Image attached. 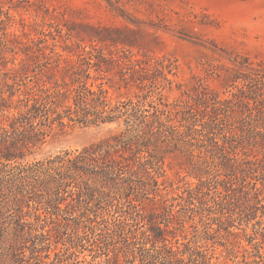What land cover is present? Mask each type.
I'll return each mask as SVG.
<instances>
[{"label":"rangeland","instance_id":"obj_1","mask_svg":"<svg viewBox=\"0 0 264 264\" xmlns=\"http://www.w3.org/2000/svg\"><path fill=\"white\" fill-rule=\"evenodd\" d=\"M0 5H8V0H0ZM11 5L15 9L11 12L15 23L7 24L6 27L5 40L10 49L6 50L5 58L0 60V69L19 70L7 75L10 84L14 82L15 88L18 85L21 87V94L37 93L40 78L45 80L51 75L58 78L64 73V68L68 70V60L74 63L80 55L90 52L97 58L102 53L105 60L101 68L93 64L89 70L86 69L89 76L84 79L88 85L96 89L95 85L103 83L108 92V101H125L134 98L141 90L136 80L144 73L134 70L138 69L136 61L154 63L164 60L166 65L171 64V74L166 76L172 83L162 85V94L167 102L183 99L187 92L196 98L216 94L221 101L227 99V107H220L217 114L203 108L196 113L199 124L212 120L221 129L220 137L223 133L228 136V140H224L227 151L229 144H236L231 140L234 133H239L238 129L247 124L264 127V83L259 82L263 71L251 73L244 67L249 64L253 69L264 70V0H13ZM1 33L0 27V38H3ZM58 55H61L59 61ZM95 61L92 60V63ZM75 67L85 77L84 64L80 62ZM234 73L239 77L249 75L252 80L248 88L260 91L261 96L250 93L248 97L252 98L248 99L241 95L230 97V93L236 92L231 86ZM240 83L234 85L240 86ZM64 122L67 123V120L64 119ZM116 127V124L84 127L78 123H69L62 129L55 126L42 145L29 151L17 150L16 162L23 167L50 156L81 150L108 137ZM260 139L263 138H257L258 141ZM218 141L222 144L220 138ZM256 146L239 147L236 158L264 160V149ZM211 150L215 153L216 147H211ZM164 171L166 179L174 184L173 191L167 188L173 196L179 193L177 187L184 183L181 179L195 182L177 157L165 160ZM15 178L18 181L19 178H26L27 184L40 180V173L16 170L13 175ZM220 181L217 190L213 189L210 194L216 200L224 198L225 203L226 196L222 198L225 195L224 187L230 190L226 194L234 200L225 203L224 213L229 226L226 230L232 235L221 237L225 232L212 235L215 244L208 248L214 257L212 262L237 264L243 259L251 262L254 246L257 240L261 241L260 234H264L262 193L261 202L256 205L252 192L248 201L242 198L246 195L239 188L237 176H221ZM256 186L260 187L258 183ZM35 193L28 196L22 206L21 219L17 210L7 214L12 229L20 228L32 233L37 238L34 240L36 243L43 242L41 249L46 252L42 253L40 249V253H32L33 244L28 242L8 256L9 261L12 260L7 264H57L59 258L67 259L66 264H107L108 259L113 263L116 257L121 260V264H141L127 250H134L131 246L134 239L128 238V242H131L129 246L123 241L129 230L139 238L148 234L147 226L141 219L135 227L126 226L124 235L117 234L108 250H98L100 248L91 244L90 235L87 237L90 242H84V252L69 255L64 244L72 236L75 219H80L79 215L85 211L84 197H80L76 188L68 187L62 192L63 200L57 208L45 194ZM174 203L175 209H178L177 205L183 202L177 200ZM101 207L95 205L92 208L96 214L108 213L105 216L107 220L98 217L92 224L85 222L84 226L93 225L95 233L103 240L110 233L112 226L108 222L113 220L112 216L123 215L127 208L113 212L104 204ZM251 214L257 217L247 220ZM217 220L211 221L209 231L216 228L219 223ZM186 227L188 237L202 230L196 214L186 220ZM46 231H49V236L43 241L40 234ZM179 239L182 241V236ZM262 247L264 256V244ZM95 255L96 258H92ZM255 260L257 263L248 264H264V260Z\"/></svg>","mask_w":264,"mask_h":264},{"label":"trees","instance_id":"obj_2","mask_svg":"<svg viewBox=\"0 0 264 264\" xmlns=\"http://www.w3.org/2000/svg\"><path fill=\"white\" fill-rule=\"evenodd\" d=\"M11 4L13 0H8V5H0L1 35L4 36L0 38V60L10 49L5 36L7 24L15 23L11 13L15 9ZM60 57L58 55V61ZM92 60L97 61L92 63ZM104 60L102 53L97 58L90 52L80 55L74 63L70 59L67 61L68 70L64 68V73L58 78L54 75L45 80L40 78V89L32 95L21 94L19 85L15 88L14 82L9 83L7 74L19 70L0 69V264L10 262L12 259L9 261L8 256L21 245L31 242L32 253H40L43 244L39 241L36 243V236L30 232L12 229L7 213L17 210L21 219L22 206L28 196L36 195L35 191L45 194L49 202L58 208L63 200L62 192L71 186L79 191L80 197H84L85 211L79 215L80 219H75L72 236L64 244L69 255L84 252V242H90L87 239L90 235L91 244L104 252L110 244H114L117 234L124 235L126 226L135 227L141 219L147 226L148 234L139 238L129 230L126 240H123L129 246L131 242H128V238L134 239L131 244L134 250H127L141 264H222L212 262L214 257L208 248L215 244L213 234L225 232L221 237L232 235L226 230L229 226L224 205L234 199L226 194L230 191L226 187L222 196L227 198L225 203L224 198L216 200L210 193L213 189L217 190L221 176L233 174L237 176L241 192L246 195L242 198L247 200L252 192L256 205L261 202V193L264 199V160L236 158L239 147L257 145L264 149V127L247 124L238 129L239 133H234L231 140L236 144H229L227 151L224 140H228V136L223 133L220 137L222 133L218 124L212 120L199 124L196 114L202 108L211 109L213 114H217L220 107H227V99L221 101L216 94L196 98L187 92L184 93L185 98L167 102L162 94V85L172 83L166 76L171 74V64L166 65L164 60L154 63L137 60L138 69L134 70L144 73L136 80L141 90L134 98L111 103L103 83L92 89V85H88L84 79L89 76L86 69L94 65L101 68ZM80 62L85 66V77L76 71L75 65ZM244 67L251 73L263 71L264 74V70L253 69L249 64ZM249 77H239L234 73L231 86L236 92L229 96L241 95L248 99L252 98L248 97L251 93L260 97V91L248 88L252 80ZM236 82H241L240 86L234 85ZM259 82L264 83V75L259 77ZM69 123L84 127L116 124L117 127L108 137L81 150L50 156L23 167L16 162L17 150L29 151L42 145L55 126L62 129ZM257 138L263 139L258 141ZM211 147H216L215 153ZM168 157L182 160L188 176L195 179V182L181 179L184 183L177 187L179 193L175 196L167 189L173 191L174 184L164 174ZM16 170L39 172L40 180L26 184V178H19V181L13 179ZM257 183L260 187L256 186ZM177 200L183 203L175 209L174 202ZM102 204L113 212L127 208L123 215L112 216L113 220L108 222L112 226L110 233L103 240L95 233L93 225L84 226L85 222L92 224L98 217L107 220L105 216L108 213L96 214L92 208L95 205L102 208ZM194 214L200 220L202 230L188 237L186 220ZM256 217L251 214L247 220ZM216 219H219V223L209 231L211 221ZM46 236H49V231L40 234L43 241ZM179 236H182V241ZM260 236L262 239L260 242L256 239L255 253L251 255L253 260L243 259L237 264L257 263L255 258L259 262L264 260L261 253L264 234ZM220 244L225 246L224 243ZM139 250L140 253H137ZM41 252L46 251L41 249ZM92 258H96V255ZM114 259L113 263L108 259L107 264H121L118 257ZM66 260L59 258L57 264H66Z\"/></svg>","mask_w":264,"mask_h":264}]
</instances>
